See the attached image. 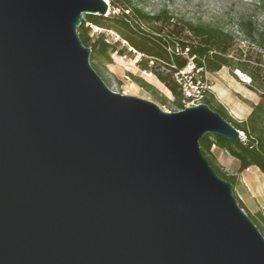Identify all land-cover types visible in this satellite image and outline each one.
Instances as JSON below:
<instances>
[{"label":"water","instance_id":"obj_1","mask_svg":"<svg viewBox=\"0 0 264 264\" xmlns=\"http://www.w3.org/2000/svg\"><path fill=\"white\" fill-rule=\"evenodd\" d=\"M106 0H0V264H264L200 150L243 133L205 103L113 91L77 29Z\"/></svg>","mask_w":264,"mask_h":264},{"label":"trees","instance_id":"obj_2","mask_svg":"<svg viewBox=\"0 0 264 264\" xmlns=\"http://www.w3.org/2000/svg\"><path fill=\"white\" fill-rule=\"evenodd\" d=\"M120 1L121 3L117 5L118 12H109L105 16L84 14L77 29L82 43L90 48L89 61L93 69L102 78L98 66L94 63L98 56H104L111 62V53L124 55L134 50L141 55L136 61L139 69L152 73L173 95L171 103L180 109L185 107L183 101L186 98L175 74L183 70L189 60L193 62L194 69H199L197 76L202 82L205 72H216L222 66L229 67L232 72L233 69H237L238 72L246 73L251 82L247 86L259 92L260 100L251 105V112L245 119L233 118L208 88H204L202 97L203 103L217 111L243 133L242 140L233 141L223 136L206 134L200 138L199 145L202 154L216 173L232 184L233 191L236 183L235 174L224 172L221 166L209 157L213 146L225 150L238 161V172L254 166L264 174V76L260 75L259 61L250 63L249 59L229 55L234 37L222 30L174 19L164 11L150 15L131 0ZM90 25L114 31L119 40L113 42L107 39L104 32L92 37ZM248 37L251 42L264 48V27L262 29L250 27ZM128 47L131 49L128 50ZM128 75L140 87L156 92L155 87L143 78L132 73ZM191 78L192 82L197 81L196 77ZM155 98L162 104L168 101L164 96ZM234 196L239 206L264 236V215L257 212L261 220L259 221L246 209L235 193Z\"/></svg>","mask_w":264,"mask_h":264},{"label":"rangeland","instance_id":"obj_3","mask_svg":"<svg viewBox=\"0 0 264 264\" xmlns=\"http://www.w3.org/2000/svg\"><path fill=\"white\" fill-rule=\"evenodd\" d=\"M106 1L109 4L108 13L118 12L117 5L121 3L120 0ZM131 1L150 15L164 11L174 19L183 20L195 25L212 27L232 35L234 41L229 50V55L240 57L241 59H249L250 63L259 61L260 75L264 76V66H261L264 65V48L251 42L248 37L250 27L258 29L264 27V0ZM90 27V35L92 37L99 32H104L107 39L113 42L119 40V36L112 30L107 31L94 25H90ZM122 44H124V41H122ZM130 49L128 47V50ZM140 56L134 50L124 55H118L114 52L111 53V62L104 56H98L94 63L98 66L103 80L113 91L152 100L165 111L179 110L180 108L171 103L174 99L171 92L152 73L142 71L136 65V61ZM128 73L143 78L155 87L156 92L147 91L137 85L130 79ZM186 73H188L185 79L187 83L191 77H196L198 81L200 80L195 73L188 72V70H186ZM250 83L249 76L246 73L238 72L237 69H233L232 72L227 66H222L216 72H205L204 81L201 82V84L207 85L208 90L217 101H221L218 97V85L225 87L230 95L241 101H259V92L251 90L247 86ZM161 96L166 97L168 100L165 104H162L155 98ZM197 103H203L200 97L192 101L187 99L183 101L184 106H191ZM209 157L213 158L224 172L235 174L234 193L246 209L261 221L260 217L257 216V212H261L264 215V175L259 174L253 182H248L244 179L246 172L237 171V162H235L233 157L225 150L217 147L211 148Z\"/></svg>","mask_w":264,"mask_h":264},{"label":"crops","instance_id":"obj_4","mask_svg":"<svg viewBox=\"0 0 264 264\" xmlns=\"http://www.w3.org/2000/svg\"><path fill=\"white\" fill-rule=\"evenodd\" d=\"M217 91H218V97L221 100L219 102L222 103L225 106V108L228 110L230 115L237 120L245 119L251 112L252 109L251 105L258 102V101H249V102L241 101L238 98H235L232 95H230L227 89L222 85H218ZM213 147L216 148L215 146ZM233 159L235 160V162H237V166H238V161L235 158ZM242 172L243 173L246 172V176H244V179H246L248 182H253L254 179L258 177L259 174L264 175L259 171L257 167L254 166L249 167Z\"/></svg>","mask_w":264,"mask_h":264},{"label":"built area","instance_id":"obj_5","mask_svg":"<svg viewBox=\"0 0 264 264\" xmlns=\"http://www.w3.org/2000/svg\"><path fill=\"white\" fill-rule=\"evenodd\" d=\"M186 70H188V72L195 73V75L197 76V72L199 69H194L193 62L191 60H189L186 67L183 70H180L178 73L175 74L176 80L182 86V90H183L185 98L189 99L191 101L196 100L199 97L202 99L203 90H204V88H207V85L201 84V82H202L201 80H199V81L197 80L196 82H192V80H191L192 78H190V80L188 81V83H189L188 84L187 80H185L186 76L188 74V73H186ZM249 80H250V78H249ZM197 83H199V84H197ZM197 104H199V103H197Z\"/></svg>","mask_w":264,"mask_h":264}]
</instances>
